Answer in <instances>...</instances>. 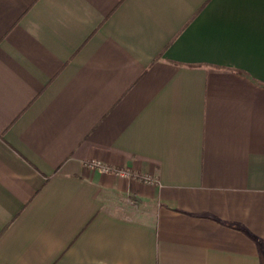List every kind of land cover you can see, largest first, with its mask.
Masks as SVG:
<instances>
[{"label":"crops","instance_id":"1","mask_svg":"<svg viewBox=\"0 0 264 264\" xmlns=\"http://www.w3.org/2000/svg\"><path fill=\"white\" fill-rule=\"evenodd\" d=\"M0 264H264V0H0Z\"/></svg>","mask_w":264,"mask_h":264},{"label":"built area","instance_id":"2","mask_svg":"<svg viewBox=\"0 0 264 264\" xmlns=\"http://www.w3.org/2000/svg\"><path fill=\"white\" fill-rule=\"evenodd\" d=\"M87 166L91 169H98L104 174H114L116 176L123 177V178L133 177V174L131 171L114 169V168H111L110 166L104 165L101 162H97V161L89 162ZM143 181L148 184L156 183L154 178H151V177H146Z\"/></svg>","mask_w":264,"mask_h":264}]
</instances>
